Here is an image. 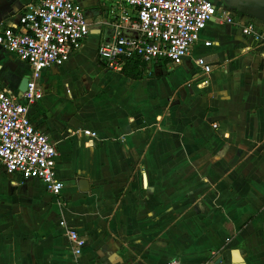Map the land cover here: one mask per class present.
Returning <instances> with one entry per match:
<instances>
[{
  "label": "crops",
  "instance_id": "crops-1",
  "mask_svg": "<svg viewBox=\"0 0 264 264\" xmlns=\"http://www.w3.org/2000/svg\"><path fill=\"white\" fill-rule=\"evenodd\" d=\"M40 1L0 0V21ZM211 1L218 13L184 62L147 73L106 68L113 0H78L90 34L43 71L29 112L64 187L0 166V264H264V43L242 31L264 34V0ZM30 74L0 46L2 88L18 96ZM67 229L86 240L79 258Z\"/></svg>",
  "mask_w": 264,
  "mask_h": 264
},
{
  "label": "built area",
  "instance_id": "built-area-1",
  "mask_svg": "<svg viewBox=\"0 0 264 264\" xmlns=\"http://www.w3.org/2000/svg\"><path fill=\"white\" fill-rule=\"evenodd\" d=\"M217 13L211 0H113L110 18L114 40L100 45L98 57L115 72H122L128 64L138 65L147 73L163 61L181 65ZM222 18L228 24L235 23L230 13L224 12ZM128 27L137 33L135 37L123 35ZM242 31L264 43V34L253 24ZM89 34L90 25L78 0H41L26 6L18 16L0 21V46L31 67L23 100L0 86V166L24 180L43 182L53 195H59L64 187L56 175L60 152L47 134L35 128L30 107L44 97L40 85L43 71L64 65L82 48ZM197 65L205 74L212 72V66L203 58L197 60ZM83 133L97 136L89 130ZM61 226H66L65 222ZM66 235L73 255L79 258L85 238L71 229Z\"/></svg>",
  "mask_w": 264,
  "mask_h": 264
},
{
  "label": "water",
  "instance_id": "water-1",
  "mask_svg": "<svg viewBox=\"0 0 264 264\" xmlns=\"http://www.w3.org/2000/svg\"><path fill=\"white\" fill-rule=\"evenodd\" d=\"M28 82H29V76H26V77L23 79V81H22V83H21V85H20V87H19V89H18V92H19L18 97H19L20 99H22V100H23V93H24V92L26 91V89H27Z\"/></svg>",
  "mask_w": 264,
  "mask_h": 264
},
{
  "label": "rangeland",
  "instance_id": "rangeland-1",
  "mask_svg": "<svg viewBox=\"0 0 264 264\" xmlns=\"http://www.w3.org/2000/svg\"><path fill=\"white\" fill-rule=\"evenodd\" d=\"M132 34H133V36H127V35H124V36H127V37H135L136 35H137V33L136 32H132Z\"/></svg>",
  "mask_w": 264,
  "mask_h": 264
}]
</instances>
